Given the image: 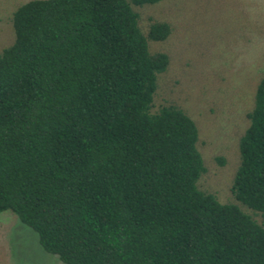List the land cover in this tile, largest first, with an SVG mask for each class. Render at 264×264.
<instances>
[{
    "label": "trees",
    "instance_id": "1",
    "mask_svg": "<svg viewBox=\"0 0 264 264\" xmlns=\"http://www.w3.org/2000/svg\"><path fill=\"white\" fill-rule=\"evenodd\" d=\"M160 0H27L0 49V212L65 264H264V74L239 164L221 202L194 120L152 110L168 55L150 52L134 5ZM59 264V263H52Z\"/></svg>",
    "mask_w": 264,
    "mask_h": 264
},
{
    "label": "rangeland",
    "instance_id": "2",
    "mask_svg": "<svg viewBox=\"0 0 264 264\" xmlns=\"http://www.w3.org/2000/svg\"><path fill=\"white\" fill-rule=\"evenodd\" d=\"M26 1L0 0V49L13 41L12 14ZM132 8L144 35L152 22L171 28L164 40L148 39L150 52L169 58L156 78L152 110L175 104L194 120L205 166L198 188L252 213L230 186L239 164V138L264 74V0H160ZM52 263L65 264L44 250L36 232L15 214L0 212V264Z\"/></svg>",
    "mask_w": 264,
    "mask_h": 264
}]
</instances>
